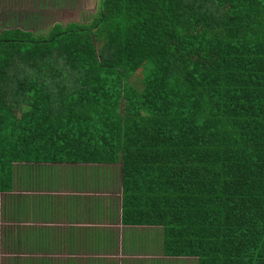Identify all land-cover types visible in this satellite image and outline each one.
I'll return each instance as SVG.
<instances>
[{
	"label": "trees",
	"instance_id": "obj_1",
	"mask_svg": "<svg viewBox=\"0 0 264 264\" xmlns=\"http://www.w3.org/2000/svg\"><path fill=\"white\" fill-rule=\"evenodd\" d=\"M33 2L45 34L0 16L4 201L23 212L55 165L111 191L80 170L120 166L122 222L160 228L165 257L264 264V0H99L52 28Z\"/></svg>",
	"mask_w": 264,
	"mask_h": 264
},
{
	"label": "crops",
	"instance_id": "obj_2",
	"mask_svg": "<svg viewBox=\"0 0 264 264\" xmlns=\"http://www.w3.org/2000/svg\"><path fill=\"white\" fill-rule=\"evenodd\" d=\"M63 166L68 171L62 175L50 167L58 175L51 176L54 189H26L29 206L23 212L0 194V264H197L195 258L165 257L160 228L123 224L121 205L111 198L118 193L110 166L80 170L87 180L95 172L114 184L100 193L74 190L71 173L77 168ZM76 195L80 205L71 199Z\"/></svg>",
	"mask_w": 264,
	"mask_h": 264
},
{
	"label": "rangeland",
	"instance_id": "obj_3",
	"mask_svg": "<svg viewBox=\"0 0 264 264\" xmlns=\"http://www.w3.org/2000/svg\"><path fill=\"white\" fill-rule=\"evenodd\" d=\"M12 1H14V3H15L14 5L13 4L3 5L2 3H4L5 0H0V16H3V14H6V13H4L5 10L6 11L9 10L8 11V14H7L8 19H7L6 22H8V21H10L12 19L15 20L14 15H18L21 20H19V23L15 20L16 25H18V26H20V24H22V25H28V26H30L32 28H35L33 26H37V28H39L41 30V31L39 30L37 32V34L38 35L45 34L44 32L47 30V28L45 30H43L45 28L44 26H46L45 24H43V21H40V19H37L34 16V18H35L34 19V22L32 24H30L28 22L27 13H26V12L30 11V9L29 10H27V9L26 10H23V9L21 10L20 7H19V5H18L19 3H21L22 5L25 4L24 5L25 7H30V6H33L34 5L33 3H35V2H33V0H29L27 2H25L26 0H12ZM45 1L47 2L46 4L43 2V0H42V3L45 6V9H46V11H47L48 14L46 15V17H44V16L42 17V15H41V19H44V20L45 19L46 20L48 19V21H49L50 20V16L52 15V17H53V15H54L51 12L52 11L56 12V8H58L60 11L67 10L68 11V14H72L73 12H75V9H67V8H64L61 5H59V0H45ZM96 2H95V0H93V4H92V7H91V10H92L91 12H93V13L96 12L95 11ZM89 3H92V0ZM47 5H50V7H48ZM36 6H37V8H39L40 7V4L37 3ZM68 6L69 7L71 6L70 3H68ZM76 18H77V15L76 16H73L72 15L71 17L69 15L68 18H66V19H60L59 22H62L63 24H66V23L69 24L70 22H73ZM57 21H58V18L57 19H54L53 21H51V23L49 22L50 23V27L52 28V26L55 25V22H57ZM134 80H135V82H138L140 84L141 81H142V78L140 76H136V78ZM110 167H111L112 171L114 172L113 176H114V179L117 182L116 189H117V193L119 194V195L118 194L117 195H114L111 198L112 199H115V201L120 206L121 205V202H120L121 201V173H120L121 167L120 166H110ZM94 168H97V167H92V169H94ZM49 170H50V167H48V169H46V171H49ZM55 170H57V172H58L57 174L58 175H62L63 173H65L66 171H68V168H65V166H63V165H57V166H55ZM49 173H53V172H50L49 171ZM58 175L53 176V178L54 177L57 178ZM19 191L20 192H26V190H23V189L22 190H18L17 192H19ZM18 194L19 195H22L20 193H18ZM20 197H22V196H20ZM108 199H109V197H108ZM156 231H157V229H156Z\"/></svg>",
	"mask_w": 264,
	"mask_h": 264
},
{
	"label": "flooded vegetation",
	"instance_id": "obj_4",
	"mask_svg": "<svg viewBox=\"0 0 264 264\" xmlns=\"http://www.w3.org/2000/svg\"><path fill=\"white\" fill-rule=\"evenodd\" d=\"M43 2L45 4L47 3L45 0H43ZM89 2H91V0H61V1L59 0V5H61L64 8H67V9H75V12H73L72 14H68L67 10L60 11L58 8H56V12H54V11L51 12L54 15H53V17H52V15L50 16V21H53L54 19H57V18H58V21L60 19H66V18H68L69 15H70V17L72 15L73 16L77 15V17H79V15L81 13L84 15H87V12L91 13V11H92L91 7L93 4V0H92V3H89ZM95 2L97 4V7H96V11H97L99 0H95ZM40 3L43 4L42 0H40ZM68 3H70V5H71L70 7L68 6ZM43 14H44V12H43ZM47 14L48 13L46 11L43 16L46 17ZM56 23H59V22H56Z\"/></svg>",
	"mask_w": 264,
	"mask_h": 264
},
{
	"label": "water",
	"instance_id": "obj_5",
	"mask_svg": "<svg viewBox=\"0 0 264 264\" xmlns=\"http://www.w3.org/2000/svg\"><path fill=\"white\" fill-rule=\"evenodd\" d=\"M97 5V4H96ZM96 5H95V11H96ZM93 13V12H92Z\"/></svg>",
	"mask_w": 264,
	"mask_h": 264
}]
</instances>
